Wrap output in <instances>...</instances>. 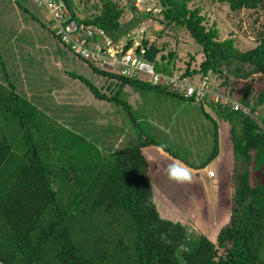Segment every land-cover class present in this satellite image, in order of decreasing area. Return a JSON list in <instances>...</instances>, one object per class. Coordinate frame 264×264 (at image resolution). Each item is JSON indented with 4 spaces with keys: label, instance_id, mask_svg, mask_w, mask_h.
I'll use <instances>...</instances> for the list:
<instances>
[{
    "label": "trees",
    "instance_id": "trees-1",
    "mask_svg": "<svg viewBox=\"0 0 264 264\" xmlns=\"http://www.w3.org/2000/svg\"><path fill=\"white\" fill-rule=\"evenodd\" d=\"M29 1L37 15L18 1L15 5L71 53L44 20L43 12ZM62 1L73 20L100 29L115 41L138 24L133 18L123 23V11L112 0H98L93 6L98 13L83 18L74 0ZM127 1L133 3L130 8L134 11V0ZM201 2L227 6L232 13H264V0H157L161 8L157 20L184 30L203 55L198 68L188 62L182 74L212 78L216 92L228 95L248 111L244 114L211 103L206 106L228 125L232 158L229 221L215 242L198 233L194 249H182L186 228L158 214L149 164L142 153L144 148L158 147L188 168L205 169L218 156L219 147L218 126L203 104L197 103L214 129L213 148L203 163L192 165L149 136L108 153L100 147L102 138L80 131L82 126L91 127L86 115L83 117L84 108L76 112L78 104L70 95V122L36 104L25 85L27 51L18 45L16 31L0 45V264H264V33L256 35L252 49L241 51L232 37L219 39L216 24L205 25L202 9L191 6ZM147 18L154 17L151 13L139 16L140 20ZM142 44L158 74L179 71L174 68L175 55H162L163 48L145 40ZM77 60L108 85L95 86L61 68L63 74L81 82L96 101L120 106L131 116L133 107L120 98L128 86L196 104L167 89ZM137 121L130 117L136 127Z\"/></svg>",
    "mask_w": 264,
    "mask_h": 264
},
{
    "label": "rangeland",
    "instance_id": "rangeland-1",
    "mask_svg": "<svg viewBox=\"0 0 264 264\" xmlns=\"http://www.w3.org/2000/svg\"><path fill=\"white\" fill-rule=\"evenodd\" d=\"M15 1L20 2L33 14L37 15L36 10L29 0H0V45L3 46L5 44L4 38L6 36H11L16 31H19L21 34L20 36L17 33L15 37L18 35L20 39L17 41L19 42L18 45H21L27 51L25 54L27 59L24 61L27 74L25 85L29 87V92L34 95L33 97L37 101L36 104L44 106L45 108L42 110L51 113L55 118H65L66 122H70V114L72 113L70 108H68L70 105V101L67 100L68 95L78 105L96 109L97 106H93L90 98H88V89L78 80L65 76L63 74L65 73L64 70L81 75L98 87L104 86L105 88L108 82L104 83L102 77L90 76L87 66L72 56L71 53L66 52L57 42L58 40L53 38L48 29L41 26L35 20L33 21L29 14L17 8ZM112 1L123 11L121 19L123 23H127L132 18L138 21V24L131 29L128 35L122 36L118 40L125 39L127 36H139V32L143 30V40L147 41L148 44L163 48L162 55L171 53L176 56L174 68L178 69V72L182 73L188 62L191 63L192 68H198L199 64L203 61L200 48L192 42L184 30L167 27L165 22L157 20L159 17L158 13L161 9L157 0H134V11L130 8V5L133 3L130 4L127 0ZM74 2L77 5L76 10L82 18L98 13L97 10L93 9V6L98 4V0H74ZM191 6L202 9V15L205 16V25L207 27L216 24L219 29L220 40L232 37L235 40L237 48L241 51L252 49L256 44V35L258 33H264V13L261 11L252 12L244 10L240 13H232L227 6H212L208 2L194 3ZM147 13H151L154 18L139 19V16ZM15 37L14 41H16ZM191 59H193V62ZM0 74L2 75L1 70ZM217 82L215 81L216 84ZM106 93L110 95V93ZM51 98L52 100L50 101ZM120 98L133 106L131 116L122 107L111 105V107L120 111L122 118L125 117L126 124H131L130 117L140 119L137 122V139L129 137L130 135L124 137L125 132H121L124 134L120 140V149L133 146L144 137L149 136L195 165L203 163L210 155L213 148L214 129L211 122L202 120V112L199 105L183 104L177 98L169 95L157 91L134 90L129 86L126 87L124 93H121ZM53 101L60 105V107H55ZM107 104L110 105L109 103ZM161 111H166L165 116L167 115V118H170L173 113L178 112L177 119L191 114L192 122L201 119L205 123L203 124V129L205 130L204 137L199 138L201 141L197 142L195 140L197 144L195 143L196 148L193 150L194 152H201L200 157L192 155L193 151L183 146V131L181 130V125L176 126L172 130L171 135L166 136L161 132L152 130L150 128L151 126L145 122L146 118L144 114L159 116ZM63 113L67 115L64 116ZM83 114V117H85L86 111ZM85 121L86 119L84 118ZM80 131L83 133L91 131L93 133L92 129L87 128L86 125L82 126ZM228 131V125L220 122L219 147L221 160L219 163L213 164L212 168L206 174V177H213L215 175L222 176V180H218V185L215 186L217 188L216 193H218L216 197L212 195L213 193H210L211 196H209L205 188L202 187V184L200 182V184L196 183L197 181L195 182L193 176H180L185 180L187 185L184 188L178 187L172 189L169 186V182H164L163 179H156L153 170L152 182L170 187L162 189L166 193L163 195L162 191L157 189L156 183L153 185L154 205L161 218L171 222H178L186 228L187 238L182 247L183 250L188 251L194 249L198 233L203 234L210 242L214 243L220 229L229 221L231 208L230 182L225 170L220 172L224 160L229 159V151L226 145L229 136ZM99 133L102 134V131ZM100 137L113 149L111 144H118L120 133L110 132L105 138L104 134ZM114 150H108V153ZM56 185L57 182L53 181V186L56 187ZM213 200H218V205H212Z\"/></svg>",
    "mask_w": 264,
    "mask_h": 264
},
{
    "label": "built area",
    "instance_id": "built-area-1",
    "mask_svg": "<svg viewBox=\"0 0 264 264\" xmlns=\"http://www.w3.org/2000/svg\"><path fill=\"white\" fill-rule=\"evenodd\" d=\"M32 2L43 12L44 20L51 25L59 41L75 57L94 68L127 79L140 80L153 88L167 89L185 100L203 104L205 108L211 103L248 113L246 108L228 95L216 92L214 81L208 76H184L178 72L158 74L146 56L147 50L142 44L143 30L139 36H127L115 41L104 31L80 25L73 20L62 0Z\"/></svg>",
    "mask_w": 264,
    "mask_h": 264
},
{
    "label": "crops",
    "instance_id": "crops-1",
    "mask_svg": "<svg viewBox=\"0 0 264 264\" xmlns=\"http://www.w3.org/2000/svg\"><path fill=\"white\" fill-rule=\"evenodd\" d=\"M88 73L90 76L98 77L90 70V68H88ZM88 98H90L93 106H97V108L95 107L96 109H94V108L90 109L89 107H84V106L78 105V107H75V110H76V112H78L79 107H82L86 111V118H88L87 124L91 127V129L93 131V134H92L93 138L97 137L99 139V138H101L100 136H103V134H104V138H105L110 132L120 133V137L118 138V144H116V145L113 143L111 144V147H113V149H111L109 147V144L107 142H105V140L103 138H102L101 143H100L101 148H104L105 150H114V149L117 150V149H119L121 147L120 140L124 134V133L122 134L121 132H125L124 137H126L127 135H130L129 137H131V138L137 137L138 128L136 127V125H132V124L127 125L125 122V117H123V118L121 117V113L118 109L111 107V104L108 105L105 102L96 101L92 97V95H90V93H88ZM177 99L180 101V103L194 105V103L183 102L179 98H177ZM180 107H181V105H180ZM204 110L211 118H213L215 120V122L218 126V147H219V127H220L221 121L218 120L217 117L215 116V114L211 113L207 107ZM165 113H166V111H161V114L159 116L158 115L157 116H149V114H144V116L146 118L145 122L149 126H151L150 128L152 130H156L158 132H161L166 136L171 135L172 130L176 126L181 125V130L183 131V133H182L183 137L181 136L182 137V144L186 148H190L193 151L196 148L195 143L197 144L198 141H201V139H199V138H201L202 136L204 137L205 130L203 129L204 128L203 124H205V123H203L202 120H205V121H207V120L205 118H203V115H202V117H201L202 120L200 119L198 121L196 120V121L192 122L191 114H187V116H188V117L186 116L187 118L183 117V118L177 119L178 112L173 113L170 118H167L168 116L167 115L165 116ZM75 119L77 120V117H75ZM137 120L140 121V119H137ZM74 124H77V123H74ZM100 131H102V134L99 133ZM226 145H227V150L229 151V153H228L229 159L224 160V163L220 168V172H223L225 170L227 176L229 177V182H230V169H231L232 158H231V151H230L229 136H228V139L226 141ZM142 153L145 156V158L147 159L148 164H149V176H150L152 188L154 187L153 185H155V183H156L157 189L159 191H162L163 195L166 193L163 192L162 189L167 187V186H164L162 184H161L162 185L161 186L157 182H154V183L152 182L153 170H154V174L156 176V179H163L164 182H166V181L169 182L170 183L169 186L172 187V189H175L178 187L184 188V186H186L187 184L185 183V180L182 179L180 176L187 175L188 177L193 176V178L195 179V182L197 181L196 183L200 182L202 184V187H204L206 192L209 194V196H211L210 193H213L212 195H214V197L217 196L218 193H216L217 188H215V186L218 185V180L219 181L222 180L221 179L222 176L220 175V177H219V176L215 175L213 177H206V174L208 173L210 168H212L213 164L220 162V160H221L220 147H219L218 156L205 169L199 170V171L186 167L182 163H180L177 160L168 156L166 153H164L158 147L151 146V147L144 148ZM192 155H195L196 157H200L201 152H194L193 151ZM192 165H195V164H192ZM188 182H189V180H188ZM188 185H189V183H188ZM170 187H167V188H170ZM209 187H210V189H209ZM209 190H211V192H209ZM213 201L214 202L211 203L212 205L213 204L218 205V203H219L218 200H213ZM210 202H211V200H210ZM201 233H202V231H201Z\"/></svg>",
    "mask_w": 264,
    "mask_h": 264
}]
</instances>
